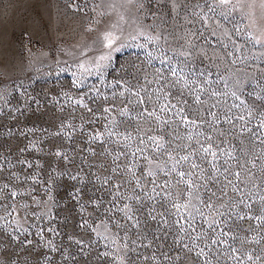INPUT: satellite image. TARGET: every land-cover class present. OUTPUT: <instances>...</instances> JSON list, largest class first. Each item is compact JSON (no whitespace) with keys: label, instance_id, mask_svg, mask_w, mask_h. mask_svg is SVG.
<instances>
[{"label":"rangeland","instance_id":"obj_1","mask_svg":"<svg viewBox=\"0 0 264 264\" xmlns=\"http://www.w3.org/2000/svg\"><path fill=\"white\" fill-rule=\"evenodd\" d=\"M262 122L264 0H0V264H264Z\"/></svg>","mask_w":264,"mask_h":264},{"label":"snow or ice","instance_id":"obj_2","mask_svg":"<svg viewBox=\"0 0 264 264\" xmlns=\"http://www.w3.org/2000/svg\"><path fill=\"white\" fill-rule=\"evenodd\" d=\"M222 2H227V0H222ZM173 74H175V73H173ZM233 95H235V93H233ZM181 111H182V110H181ZM249 115H250V113H249ZM183 119H184L185 121H187V117H183ZM239 119L243 120L244 117H243V116H240ZM261 126H264V122H262V125H261ZM207 139L210 141V140H211V137H208ZM157 147H160V145H157ZM202 151H203L205 154L211 155V156L213 157V159H215V158L217 157V152H216L215 150H213V146H212L211 143H209L207 147H203V146H202ZM57 155H60V153H57ZM228 155L230 156L231 153H228ZM181 159L187 161V160L189 159V157H188V156H184V157H181ZM177 163H179V161H177ZM192 167L195 168V167H197V165H196V164H193ZM213 167H215V165H213ZM150 174H151V173H150ZM180 175L183 177V176L185 175V173L181 172ZM235 175H236V177L238 178L239 175H240V173L237 172V173H235ZM74 178H75V177H74ZM13 195H15V193H13ZM215 242H216V241L214 240L213 243H215ZM201 251H202V250H201Z\"/></svg>","mask_w":264,"mask_h":264}]
</instances>
